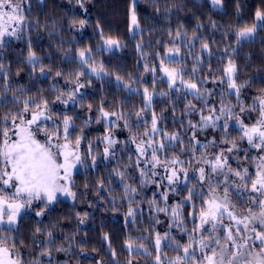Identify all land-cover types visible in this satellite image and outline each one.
<instances>
[{
	"label": "trees",
	"instance_id": "trees-1",
	"mask_svg": "<svg viewBox=\"0 0 264 264\" xmlns=\"http://www.w3.org/2000/svg\"><path fill=\"white\" fill-rule=\"evenodd\" d=\"M222 3L223 11L211 8L207 0H137L133 6L132 0H26L23 7L28 26L19 39L7 37L0 46V65H3L0 70V116L21 110L25 101L46 99L52 121L61 123L62 117H71L75 125L73 135L85 138L81 142V152L87 161L96 158L94 164L72 177L75 199L58 200L47 208L39 204L36 208L43 212L41 216L26 213L20 216L15 227L0 228V237L9 239L8 246L15 243L21 264H129V261L131 264H156L157 233L162 237L168 233L169 238L162 240L160 252L163 264H168L167 258L178 254L174 250L175 242H188L187 233L171 226V213L157 211V208L165 207L163 196L167 194V206L173 207L185 200L188 195L183 190L185 187L196 186L199 192L195 169L205 165L197 164L196 160L202 153L210 157L229 147L220 142L223 137L235 140L241 148L245 144L231 120L227 134L219 128H190L189 121L199 123L200 114H186L190 111L186 105L194 104L204 115L209 114L208 109L203 107L202 101L169 89L159 77L154 83L152 71H145V66L148 69L157 67L163 54L179 37L191 39L196 49L207 43L208 50L200 60H189V63L194 62L196 74L185 78L206 81L200 87L202 92L207 90L205 95L210 92L209 106L219 109L224 103L229 106L232 103L235 113L243 117L237 100L227 95L221 80L223 69L231 59L237 68L236 83L244 84L240 89V101L244 106L250 104L252 97L264 93V27L257 29L254 39L237 43L238 31L255 23L257 10L264 11V0H222ZM133 9L139 32L130 36L129 17ZM81 20L85 21L83 26L79 23ZM109 38L119 41L121 48L113 52L98 49L99 44ZM85 49L91 51L90 64L103 65L107 76L92 78L82 71L76 55ZM29 51L36 55L33 62L29 61ZM81 72L85 75L79 76V82L84 87L79 89L76 97L82 99V103L69 101L65 105L57 100L61 93H65L67 99V92L77 87L76 78ZM145 88L155 94L151 108L141 111L145 106L142 93ZM101 108L131 121L128 131L120 124L117 129L116 123L106 125L100 118ZM153 112L161 129L180 133L184 141L183 145L169 147L164 154L179 156L191 178L186 185L172 186L177 189L175 192L170 190L167 181L161 182L165 175L162 169H156L159 172L156 177L150 174L141 177L136 164L127 161L131 157L128 148L113 149L109 158L104 157L105 135L118 134L119 140L127 134L142 137L151 127ZM194 131L201 145L213 139L216 145L207 149L195 145L191 139ZM194 145L197 150L193 153ZM245 154L243 151L229 153L239 157V160H229L231 167L236 168L239 163L252 170L251 163L243 159ZM117 172L124 173L123 180ZM215 179L221 180L223 187V178ZM153 180L160 182L159 187ZM133 188L134 192L131 191ZM248 195L243 193L240 198L245 203H242L234 201L237 195L231 193L236 212L243 213L249 206V200L244 198ZM192 203L199 206L198 194ZM129 208L134 210V216L128 215ZM191 211V205L185 204L182 214L188 232L194 227L188 218ZM224 222L228 223L227 220ZM128 241L134 242L131 251L127 247Z\"/></svg>",
	"mask_w": 264,
	"mask_h": 264
},
{
	"label": "snow or ice",
	"instance_id": "snow-or-ice-1",
	"mask_svg": "<svg viewBox=\"0 0 264 264\" xmlns=\"http://www.w3.org/2000/svg\"><path fill=\"white\" fill-rule=\"evenodd\" d=\"M25 2L26 0H0V46L4 44L6 37L19 39L23 29L28 26L23 7ZM211 3L213 6L221 5L222 0H211ZM255 19L260 23H254L251 27L245 25L240 29L237 33V42L253 36L258 27H264V11L257 10ZM79 23L83 26L85 21L81 20ZM138 27L133 9L129 31H134ZM104 43L109 49L120 46L119 41L111 38ZM202 48L207 51V43H204ZM178 53V48L175 52L170 48L166 54L167 63L162 59L158 68L148 69L145 66V71L163 73L167 77L169 89L184 91L194 99L202 101L203 107L208 109V115H204L202 109H198L194 104L186 105V108L190 109L186 114L197 112L200 114L199 123L192 124L189 121L190 128L196 130L219 128L221 132L227 134L230 128L228 121L235 119L240 140L247 145V149L241 148L235 140L227 136L223 137L220 142L229 144V147L214 152L210 157L202 153L200 159L196 160L197 164L205 165L195 169V172L199 174V192L196 186L191 189L185 187L183 190L187 191L188 195L183 202H178L173 207L167 206V194L163 196L165 207L157 208V211L170 212L173 218L171 226L188 234L187 243L175 242L174 250L178 254L174 259H169L168 264H264V95L256 97L252 106L240 107L241 112H258L259 114L253 123L245 124L232 111L231 106L225 105L219 109L209 106L207 98L210 93L205 95L207 90L201 91L202 82L185 80L182 71L170 66L176 63L171 57ZM79 57L82 64L89 65L91 51L81 50ZM36 59L35 53L29 51V61ZM2 68L3 65H0V70ZM41 71L43 72V68ZM103 71V65L97 67L94 63L91 64V73L97 78H100V73ZM192 71L195 72L196 69L193 68ZM236 71L234 61L229 59L227 66L223 69L226 79L221 82L227 84L230 94L234 93L238 103L242 105L240 89L244 85L236 83ZM57 75L60 73L58 72ZM83 75H85L83 72L78 74L77 87L67 92V99L64 98L65 93H61L57 100L65 105L69 101L73 104L82 103V99L78 100L76 94L80 88L84 87V84L79 82V76ZM117 79L119 80V77ZM161 95L165 94L161 93ZM143 96L146 103L141 111H146L151 108L153 93L145 88ZM99 114L103 120H109L111 116L116 115V113L104 111L103 108L100 109ZM137 115L139 116V113ZM50 120L52 116L49 101L46 99L31 103L25 101L21 110L0 116V225H14L25 206H31L34 201L41 202L43 208H47L57 200L58 194L75 199L71 176L77 165L84 163L81 157V142L85 138L82 135H73L75 125L71 117L64 116L62 124L55 121L49 124ZM222 120L223 123H220ZM140 121L143 122V117H140ZM125 127L129 125L125 124ZM40 136L44 139L41 140ZM157 136L162 138L157 140ZM180 137V133H168L158 127V119L153 112L150 131L145 130L142 137L132 139L138 153L136 167L140 170L141 177L149 174L156 177L159 175L156 169H162L165 175L161 182L167 181V185L173 192L177 189L172 186L188 183L191 178L184 161L177 155L172 157L164 155L174 144L183 145L184 141ZM191 139L195 145L205 149L216 145L215 139L201 145L196 139L195 131ZM104 140L107 145L104 148V157L107 159L113 154L112 150L117 141L111 136H106ZM195 145L192 148L193 153L197 150ZM251 149H254L257 155H248L247 152ZM242 151L246 153L243 159L254 165L252 170L239 163L236 168H232L229 164L230 159L239 160V157L228 154ZM93 163H95V157H93ZM116 174L121 180L124 179V173ZM214 177L223 178V187H221V180H214ZM153 183H157L159 187L160 182L153 180ZM131 191L134 192L135 189ZM233 192L237 197H242L244 192L249 193L247 197H244L250 202L246 215L235 211L236 205L230 198ZM197 194L199 195L198 207L192 203ZM185 204L191 205L192 209L188 217L194 225L191 232H188L185 227L186 218L182 214ZM42 214V211L36 212L37 216ZM134 214V210L129 208L128 215L134 216ZM225 220L228 223H225ZM51 235L49 233V236ZM168 238V233H165L163 237L159 233L156 234V264H163L160 255L161 245L162 240ZM8 244L7 236L0 237V264H21L15 251V243L13 242L12 247ZM133 244V241L127 242L130 251ZM181 251L182 255L179 254Z\"/></svg>",
	"mask_w": 264,
	"mask_h": 264
},
{
	"label": "rangeland",
	"instance_id": "rangeland-1",
	"mask_svg": "<svg viewBox=\"0 0 264 264\" xmlns=\"http://www.w3.org/2000/svg\"><path fill=\"white\" fill-rule=\"evenodd\" d=\"M137 2V0H132V6L135 4ZM207 2L209 3V5L211 6V8H213V9H215V10H219V11H223V3L221 4V5H217V6H213L212 5V3H211V0H207ZM132 12V11H131ZM131 12H130V16H131ZM260 22H258V21H256V19H255V24H259ZM129 27H130V17H129ZM260 27H258L257 29H259ZM139 32V28H136L134 31H129V35L130 36H132V35H134V34H136V33H138ZM257 36V30H256V32L254 33V35L253 36H251V37H248V38H246V39H241L239 42H237V43H241V42H243V41H247V40H252V39H254L255 37ZM7 38V37H6ZM119 47H112L111 49H109V47L104 43V42H102V43H100L99 44V46H98V49H103V50H105V51H107V52H113V51H117V50H119L120 48H121V43L119 42ZM179 49V53H178V55H174V56H172L171 57V59H173L176 63L175 64H173V65H170L171 67H176L178 70H180V71H182V73H183V77H184V79L185 80H188V79H186L185 78V76H190V75H195L196 73L195 72H193L192 70H193V68H195L196 69V66H195V64H194V62L196 61V60H200V57H201V55L203 54V53H206L207 51H205L202 47H198L197 49L195 48V45H194V43L191 41V39H189V38H186V37H184V36H182V37H179V38H177V42H176V44L171 48V49H173V51L175 52V49ZM169 50V49H168ZM168 50L163 54V57L159 60V62H158V65H157V68H158V66H159V64H160V61L162 60V59H164L165 60V62L167 63V58H166V54H168ZM76 58L78 59V61H79V63L82 65V71L87 75V76H89V77H92V78H97V76L95 75V74H92L91 73V64H89V65H84V64H82L81 63V61H80V57H79V52L77 53V55H76ZM189 60H194V62H192V63H189ZM30 62H33V61H30ZM227 66V65H226ZM225 66V67H226ZM224 67V68H225ZM104 76H107V73L106 72H102V73H100V77H104ZM235 76H236V73H235ZM156 77H159L160 79H162L163 81H165L166 83H167V85H168V82H167V77H165L164 75H163V73H161V72H158V73H153L152 72V79H153V82L154 83H157L158 82V79L156 78ZM190 79V78H189ZM224 79H226L225 78V74H224V77H223V80ZM193 82H196V81H193ZM201 82H203V83H205L206 81H201ZM225 84V86H226V90H225V92H227V95H229V97L230 96H232L233 98H234V100H237V97H236V95L234 94V93H232V94H230V90L227 88V84L226 83H224ZM239 85V84H238ZM240 85H244L243 83H240ZM177 86H179V81H177ZM144 92V90L142 91V93ZM154 93V92H153ZM180 93L181 94H183V95H186V96H188V97H193V96H191V95H187L186 94V92H184V91H180ZM208 93H210L209 91H208ZM155 94V93H154ZM261 95H264V93H262ZM261 95H257V96H254V97H252V100H251V102H250V104L247 106V107H245L244 106V104L242 103V105H240L239 103H238V101H237V104L239 105V107H241V106H243L244 108H248L249 106H252L253 104H254V102H255V98L256 97H258V96H261ZM146 103V102H145ZM233 105L234 104H232L231 103V109H232V111L233 112H235V108L233 107ZM223 106H225V103L224 104H222V105H220L219 106V108H221V107H223ZM257 107H258V104H257ZM107 112H109V111H107ZM246 112V113H245ZM245 112H243L244 113V116L243 117H241L240 116V119L241 120H243V122L245 123V124H251V123H253L254 122V120L258 117V112H248V111H245ZM109 113H114V112H109ZM118 117H123V118H118ZM100 118H101V116H100ZM62 119H63V117H62ZM102 119V118H101ZM103 120V119H102ZM131 120V119H130ZM199 121H200V119H199ZM53 121L52 120H50V121H48V123H52ZM103 122L106 124V125H108V124H114V123H116V125H115V128L117 129L118 127H116L117 125H123V127L127 130L132 124H131V121H129V120H127V118L125 117V116H123V115H115V116H111L110 117V119L109 120H103ZM232 124H235L236 125V122H235V120H231L230 121ZM62 123V122H61ZM61 123H59V124H61ZM125 124H127V125H129V127H125ZM134 124H137L138 125V123L137 122H135ZM237 126V125H236ZM158 127H159V125H158ZM238 127V126H237ZM150 129H151V127L148 129L149 131H150ZM128 131V130H127ZM106 136H111L112 138H114L117 142H116V144H115V146H114V149H115V151H118V149L119 148H121V149H126V148H128V150L131 152V157H129L128 158V163H130V162H133V163H135L136 164V161H137V156H138V153L136 152V145L134 144V143H132V139L133 138H136L135 136H131L130 134H127V136L125 137V138H121V140H119V135L118 134H107V135H105L104 136V138L106 137ZM41 140H43L44 139V137L43 136H40L39 137ZM156 139L157 140H160L161 139V137L160 136H157L156 137ZM118 143L121 145L120 147H117L116 145H118ZM245 144V143H244ZM107 145H106V143H105V146H104V148L106 147ZM82 149V148H81ZM244 149H247V145L245 144V147H244ZM247 154L248 155H257V153L255 152V150L254 149H251V150H249L248 152H247ZM81 157H82V160L84 161V163L83 164H81V165H77V167L73 170V172H72V176H71V180H72V177L77 173V172H82L84 169H86V168H88L90 165H92V164H94L93 163V157H92V159L89 161H87V157L85 156V155H83V153L81 152ZM95 157V156H94ZM98 157H99V155H98ZM102 157H103V154H102ZM96 158V157H95ZM162 158V157H161ZM88 159H90V157L88 158ZM163 159V158H162ZM252 165V168L254 167V165L253 164H251ZM141 167H143V165H141ZM139 170V169H138ZM124 171V170H123ZM197 176H199V174H197L196 175V177ZM58 200H65V201H72L73 200V198H70V197H66V196H63V195H60V194H58V197H57V200L56 201H58ZM55 201V202H56ZM234 201H236V202H242V203H245V201L243 200V199H241L240 197H235V199H234ZM54 202V203H55ZM54 203H52V204H50V205H48V206H51V205H53ZM39 204H41V202H39V201H34L33 202V204L31 205V206H25V208L21 211V213H20V215H19V217L17 218V221H18V219L20 218V216H22L23 214H26V213H35L36 214V212L38 211L37 210V205H39ZM248 208V207H247ZM247 208H245L244 209V212L242 213V212H237V213H240L241 215H246L247 214V212H246V209ZM41 216V215H40ZM17 221H16V223H17ZM16 223L14 224V225H11V226H9V225H7V224H4V225H0V228H13V227H15L16 226ZM1 237H4V236H2L1 235ZM191 251V250H190ZM182 255V254H181ZM197 256H199V252L197 251ZM175 257H172V258H169V259H174ZM168 258H167V262H168V260H169ZM156 261V260H155Z\"/></svg>",
	"mask_w": 264,
	"mask_h": 264
}]
</instances>
